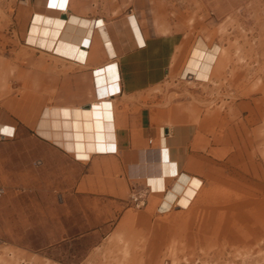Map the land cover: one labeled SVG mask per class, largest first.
Returning a JSON list of instances; mask_svg holds the SVG:
<instances>
[{"label":"crops","instance_id":"crops-1","mask_svg":"<svg viewBox=\"0 0 264 264\" xmlns=\"http://www.w3.org/2000/svg\"><path fill=\"white\" fill-rule=\"evenodd\" d=\"M48 1L0 0V44L12 45L7 53L0 48V58L28 54L40 62L37 68L23 70L28 82L11 86L25 91L20 96L5 94L8 79L0 70V140H8L0 145L7 143V169L12 172V180L18 181L15 171L22 170L23 184L36 186L38 182V187L57 197L60 215L56 219L58 225L60 220L58 232L62 236L88 235L104 228L107 220L121 221L128 214L126 201L134 192H148L146 207L157 214L189 209L210 173L206 144L196 141L206 129V117L197 112V105L190 99L169 100L167 94L154 91L179 74H189L196 83L205 84L192 71L183 72L194 43L202 39L209 46L210 42L196 32L179 28L225 25L238 17V0H166L165 12L163 0H63L53 5ZM176 10L184 11L180 18L171 16ZM38 14L59 15L65 21L60 38L77 44L88 22L95 21L88 43L79 44L85 51L82 61L28 41L31 27L39 21ZM129 15L140 28L142 42L130 29ZM99 20L116 50L112 58L96 29ZM116 25L123 31L126 48ZM15 44H19L16 49ZM213 44L217 42L210 46ZM47 57L55 63L54 72L48 71ZM216 59L214 54L207 78L200 81L208 80ZM79 75L86 79L82 88L77 84ZM201 95L196 93L195 99L201 100ZM100 98L110 99L113 105L114 137L105 151H94L82 160L37 133L36 124L44 107H87ZM162 146L177 163L178 174L196 176L202 182L186 207L174 200L168 206L163 203L174 177H166L162 189L149 185L148 176L159 173ZM116 229L117 225L110 233ZM93 249L94 245L88 251ZM89 261L86 254L78 262Z\"/></svg>","mask_w":264,"mask_h":264},{"label":"rangeland","instance_id":"rangeland-1","mask_svg":"<svg viewBox=\"0 0 264 264\" xmlns=\"http://www.w3.org/2000/svg\"><path fill=\"white\" fill-rule=\"evenodd\" d=\"M237 5L238 17L225 25L179 28L202 35L209 45L219 44L213 73L205 82L198 80L205 84L179 74L154 91L169 100L188 98L206 117V129L196 141L206 144L210 173L194 204L157 214L146 204L135 208L129 198L128 214L121 221L107 220L104 228L88 235L62 236L57 197L38 182L23 184L22 170L15 171L19 179L13 181L3 143L0 264H264V0H238ZM183 13L176 10L171 16ZM11 46L0 44L6 53ZM39 63L28 54L0 58V70L8 79L5 94H24L12 87L28 82L23 70ZM46 66L55 71L53 59L47 57ZM77 84L82 88L85 77L79 75ZM196 93L202 94L201 100L195 99ZM86 254L90 261L78 262Z\"/></svg>","mask_w":264,"mask_h":264},{"label":"bare ground","instance_id":"bare-ground-1","mask_svg":"<svg viewBox=\"0 0 264 264\" xmlns=\"http://www.w3.org/2000/svg\"><path fill=\"white\" fill-rule=\"evenodd\" d=\"M59 1L63 0H49L48 2L53 5ZM58 16L38 14L37 18L39 21L31 27L28 41L42 47L44 50H51L52 52L55 50L57 53L82 61L85 51L79 44L88 43L95 27V21L88 22L83 36L79 44H77L60 38L65 21ZM129 23L130 29L133 30L138 41L142 42L139 32L140 28L138 29L134 18L130 15ZM99 24L96 29H98L106 43L107 55L112 58L116 55V50L104 27V23L99 20ZM116 29L121 37L123 46L126 48V39L123 31L117 25ZM218 47L217 44L207 46L202 39H198L190 50L183 75L186 71H192L196 79H206ZM112 114V101L107 98L93 100L87 107L46 106L40 112L36 131L46 140L53 141L55 144L72 152L75 157L85 160L94 151H105L112 144L114 137ZM162 151V156L160 155L162 160L159 161L157 166L159 173L157 172L155 176V173L148 176L149 185L152 184L153 187L162 189V181L166 180V177H174L175 181L170 189L166 191L163 203L168 206L169 202L174 200L181 206L189 205L190 201L197 195L202 182L196 176L178 174L177 163L170 159L165 146Z\"/></svg>","mask_w":264,"mask_h":264},{"label":"built area","instance_id":"built-area-1","mask_svg":"<svg viewBox=\"0 0 264 264\" xmlns=\"http://www.w3.org/2000/svg\"><path fill=\"white\" fill-rule=\"evenodd\" d=\"M146 191L141 192H134L130 195V200L135 208H142L146 204V197H147ZM1 194V190H0Z\"/></svg>","mask_w":264,"mask_h":264}]
</instances>
